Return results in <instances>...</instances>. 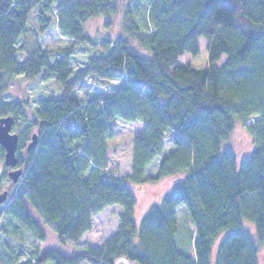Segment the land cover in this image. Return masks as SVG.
I'll list each match as a JSON object with an SVG mask.
<instances>
[{
  "label": "trees",
  "instance_id": "1",
  "mask_svg": "<svg viewBox=\"0 0 264 264\" xmlns=\"http://www.w3.org/2000/svg\"><path fill=\"white\" fill-rule=\"evenodd\" d=\"M135 1H0V118L13 117V127L19 124L16 119L28 123L18 135L17 152L32 129L38 132L37 147L25 158L17 157L23 175L0 217L12 214L39 242L45 240L46 227L61 244L77 246L91 230L93 216L112 206L122 209L116 234L102 248L83 246L73 257L35 249L32 260L17 264H112L121 256L139 264H260L264 0H147L143 24ZM37 4L42 6L38 33L49 29L44 12L54 7L59 35L73 43L49 51L35 46L19 60L23 47L18 43ZM119 14L124 35L148 54L132 51L122 37L100 44L102 54L73 71V48L89 40L85 23ZM199 38L207 41L206 67L180 63L183 54L199 53ZM52 54L60 59L51 63ZM223 57L224 64L217 66ZM18 76L29 81L54 76L61 95L39 100L29 119L25 103L4 100L8 85ZM87 80L123 85L110 98L80 101L73 94ZM116 119L142 124V135L133 138L131 174L124 177L108 167L106 157ZM249 119L254 120L247 126L254 130L256 142L249 157L240 160L223 144L237 122L245 126ZM167 136L171 149L164 154ZM156 160V175L146 176ZM165 177H176L174 185L137 222V198L130 186ZM179 206H185L196 225L195 261L175 244ZM29 207L41 223L29 214ZM243 221L253 226L254 236L243 230Z\"/></svg>",
  "mask_w": 264,
  "mask_h": 264
},
{
  "label": "rangeland",
  "instance_id": "2",
  "mask_svg": "<svg viewBox=\"0 0 264 264\" xmlns=\"http://www.w3.org/2000/svg\"><path fill=\"white\" fill-rule=\"evenodd\" d=\"M91 2V0H84ZM147 0H137L133 4L140 6L138 11V19L141 24L146 16ZM42 12L41 4H37L27 17V26L23 38L19 41L18 46L23 47V53H18L17 59L22 60L30 53L35 46H40L42 50L49 51L54 49H66L72 45L73 41L61 37L56 29L57 16L55 8L44 12V18L50 19L49 29L43 33H38V14ZM109 24L106 25V22ZM85 35L89 38L85 45L75 46L70 56V65L73 71L82 68L92 56H100L102 51L99 45L109 42H116L119 38H126L129 48L139 54L147 55L133 37L124 35V24L122 14L109 18H93L88 20L84 25ZM199 53L196 56L183 54L180 63L189 64L195 69H203L208 64L207 41L199 38L197 42ZM51 63L60 59L57 54L50 55ZM225 57L221 59L217 66H222ZM104 83V84H103ZM123 85L121 81L109 80H87L81 87L77 88L74 96L80 101H88L93 99L103 100L112 97L117 90ZM61 95V88L56 83L55 77L44 80L41 77L33 80H25L18 76L12 79L8 85L4 100L10 103L23 102L26 104L27 118H34V110L36 104L41 99L58 98ZM17 126L12 127V132L20 134L28 125L20 119H16ZM114 130L112 138L108 139L106 147V157L109 168H116V175L129 176L131 174L132 165V149L133 138L142 135V124L131 123L120 119H116L111 123ZM38 133L36 129H32L23 141V147L17 152V157L25 158L27 144L31 141V136ZM255 132L252 128L245 126L239 122L235 124V128L223 144V149L231 151L240 160L246 159L251 154L255 146ZM163 153L166 154L171 149V142L167 136L164 139ZM156 160L147 170L146 176H155L157 171ZM9 169L4 166V151L0 152V194L8 191L7 201L0 205V212H4L6 204L11 194L16 190L18 183H13L7 176ZM176 181V177H165L155 182H147L141 187L130 186L132 193L137 198L135 209V220L139 222L148 212L153 204L160 203L162 197L167 193ZM29 214L41 223L37 212L29 207ZM122 209L118 206H112L104 209L101 213L91 218V230L86 232L78 241L77 246L65 243L61 244L56 235L50 229L44 227L45 240L39 242L34 238L32 233L21 226L12 214H2L0 217V264H17L32 260L31 253L36 249L39 253L54 250L67 257H73L82 253L80 247L91 246L102 248L107 240L116 234L119 225V215ZM177 233L175 235V244L179 251L188 254L195 261L192 242L195 237L196 225L188 215L185 206H179L176 210ZM17 227L16 230L14 227ZM3 228H6L8 234H5ZM243 230L250 236H254L253 226L243 221ZM260 264H264V244L260 247ZM87 264V263H81Z\"/></svg>",
  "mask_w": 264,
  "mask_h": 264
},
{
  "label": "water",
  "instance_id": "3",
  "mask_svg": "<svg viewBox=\"0 0 264 264\" xmlns=\"http://www.w3.org/2000/svg\"><path fill=\"white\" fill-rule=\"evenodd\" d=\"M2 1V0H0ZM14 119L11 116L0 118V146L4 151V166L9 169L7 176L13 183H18L23 175V170L17 168V149L19 145V136L12 132ZM38 145V135L34 133L31 136V141L27 144L28 151L33 150ZM8 198V191H3L0 194V205L5 203ZM112 264H139L131 261L124 256L116 258Z\"/></svg>",
  "mask_w": 264,
  "mask_h": 264
},
{
  "label": "built area",
  "instance_id": "4",
  "mask_svg": "<svg viewBox=\"0 0 264 264\" xmlns=\"http://www.w3.org/2000/svg\"><path fill=\"white\" fill-rule=\"evenodd\" d=\"M253 123H254V120H253V119H249V120L246 121V124H247V125H251V124H253Z\"/></svg>",
  "mask_w": 264,
  "mask_h": 264
},
{
  "label": "flooded vegetation",
  "instance_id": "5",
  "mask_svg": "<svg viewBox=\"0 0 264 264\" xmlns=\"http://www.w3.org/2000/svg\"><path fill=\"white\" fill-rule=\"evenodd\" d=\"M8 171H9V170H8ZM8 171H7V172H8Z\"/></svg>",
  "mask_w": 264,
  "mask_h": 264
}]
</instances>
